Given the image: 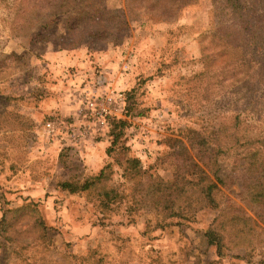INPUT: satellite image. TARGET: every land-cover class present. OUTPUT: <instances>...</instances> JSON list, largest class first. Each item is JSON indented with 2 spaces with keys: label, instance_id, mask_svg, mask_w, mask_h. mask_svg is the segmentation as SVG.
Returning a JSON list of instances; mask_svg holds the SVG:
<instances>
[{
  "label": "rangeland",
  "instance_id": "374dc122",
  "mask_svg": "<svg viewBox=\"0 0 264 264\" xmlns=\"http://www.w3.org/2000/svg\"><path fill=\"white\" fill-rule=\"evenodd\" d=\"M35 1L0 0V264H264V0H92L71 30ZM108 164L107 206L58 187Z\"/></svg>",
  "mask_w": 264,
  "mask_h": 264
},
{
  "label": "trees",
  "instance_id": "16d2710c",
  "mask_svg": "<svg viewBox=\"0 0 264 264\" xmlns=\"http://www.w3.org/2000/svg\"><path fill=\"white\" fill-rule=\"evenodd\" d=\"M41 0H36L35 2H39ZM81 1V2H80ZM46 0L47 9L44 13L45 16V22L42 23L41 28L49 29L51 26L54 25L58 17L61 16H68L67 20H69L68 23V30L77 28L81 23L86 24L87 22H90V24L93 25V27L97 25H101L102 23V14L105 12L104 9H101L100 4L92 1V0ZM192 1V0H191ZM42 2V1H41ZM168 6H175L174 8L179 5L176 2L173 1H167ZM240 0H227L225 2V5L227 7L234 8V10L237 13H240L243 8H240L238 5H240ZM255 3L254 0H247V2L243 5L245 7H254ZM241 6V5H240ZM245 9V8H244ZM247 9V8H246ZM109 14V13H108ZM241 14V13H240ZM105 15V14H104ZM241 16H243L241 14ZM244 23H246V16L241 18ZM121 26L123 28L127 27V22L122 21ZM246 28L247 26H243ZM104 26H101L98 30L93 28L91 29L90 33H88V36H92L95 38H100L105 36L107 33L104 32ZM128 97V101L130 100V94H126ZM127 104V103H126ZM126 114H129L131 111V107H129V104L127 105ZM112 128L109 133V136L111 138L110 147L106 150L107 154L109 155L113 151L115 152L117 148V144L119 143V139L123 136V131L125 127H127L128 123L124 120H113L111 122ZM125 163L128 165L127 173L131 176H136L140 173L141 167H139L140 163L137 159H126ZM106 169H110V164H108L105 168L101 169L99 173L90 178L89 180L84 181L82 184L73 183V182H61L58 184V187L62 191H66L70 194H76L80 192H91L93 190H98V198L99 201L103 206L109 205L114 199L115 195L112 191L106 190L104 186H101V188L98 187V185L107 179L106 174H104V171ZM217 182H220L222 184V181L220 179H216ZM216 188V184L214 183H207L203 187V194L205 198L212 202L211 199V193ZM254 190V189H253ZM252 188L248 189V194L251 198ZM252 197L257 200L258 203L263 204L264 200H259L257 198H263L264 197V184H260L258 189L252 193ZM205 238L208 241V244L215 246L217 250L219 251L222 247V236L217 233L215 230H207L204 234Z\"/></svg>",
  "mask_w": 264,
  "mask_h": 264
},
{
  "label": "built area",
  "instance_id": "2783aa9c",
  "mask_svg": "<svg viewBox=\"0 0 264 264\" xmlns=\"http://www.w3.org/2000/svg\"><path fill=\"white\" fill-rule=\"evenodd\" d=\"M52 123L48 122L45 124V129L50 133L53 132V127Z\"/></svg>",
  "mask_w": 264,
  "mask_h": 264
}]
</instances>
